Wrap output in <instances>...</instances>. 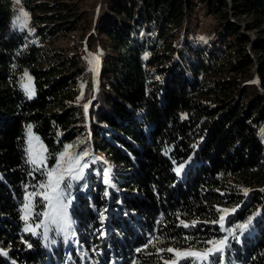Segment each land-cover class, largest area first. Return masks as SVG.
<instances>
[{
  "label": "trees",
  "instance_id": "1",
  "mask_svg": "<svg viewBox=\"0 0 264 264\" xmlns=\"http://www.w3.org/2000/svg\"><path fill=\"white\" fill-rule=\"evenodd\" d=\"M15 2L0 0V250L7 253L0 264H163L172 255L156 254L157 248L198 250L222 236L211 223L217 208L236 209L226 227L261 213L233 242L226 264H264V0H230V7L227 0H105L95 29L106 41V66L96 76L87 113L75 79L88 64L83 49L69 58L42 49L60 28L74 26L73 6L20 0L34 23L20 28ZM194 12L216 17L211 41L175 48L171 32L195 19ZM239 16L250 18L243 28ZM90 43L88 36L87 48ZM25 71L31 99L21 87ZM83 77L88 95L92 78L88 71ZM27 125L48 149L49 167L71 144L74 153L100 154L94 163L86 158L88 171L110 167L111 184L121 191L80 195L82 208L72 213L78 246L44 248L40 239L20 234L24 185L36 183L25 163ZM185 161L178 177L174 168ZM89 205H106L103 223ZM177 213L201 223L177 227ZM90 219H97V230L85 237L79 229ZM186 235L192 239L185 241ZM149 240L155 247L144 249Z\"/></svg>",
  "mask_w": 264,
  "mask_h": 264
},
{
  "label": "snow or ice",
  "instance_id": "2",
  "mask_svg": "<svg viewBox=\"0 0 264 264\" xmlns=\"http://www.w3.org/2000/svg\"><path fill=\"white\" fill-rule=\"evenodd\" d=\"M17 3L20 0H16ZM28 13L21 8L19 16L17 17V24L20 28H24L27 25ZM90 63L93 65V71H95L96 65L98 64L97 57H92ZM22 79H27L31 81V77L25 71L24 77ZM25 94L28 95L29 99L34 95V88L30 83L21 85ZM85 112L87 113V105H85ZM26 141H25V163L29 166L28 175L31 179L36 180L35 184L24 185V196L22 206L20 208V219L24 222L23 232L30 233L33 236L40 235L38 230H42V235L45 243V247L49 246V243H55V241L49 240V232L55 229L58 233L64 234V243L67 244L69 240L74 243H78L75 240L76 231L73 228V221L70 217L69 208L74 202V195L72 189L74 187V182L79 183L85 181L81 191L88 188L86 182V170L89 168V163L87 162V157L89 153L87 151H82L80 153H74L71 151L73 145L66 144L62 152L58 153L55 157V164L51 167L48 165V149L40 141V138L36 136L32 131V125H27L25 130ZM191 160V157L188 158ZM179 163L174 171L179 177L185 168V164ZM173 164L176 165V160H173ZM36 174H39L42 179L37 180ZM104 183L107 187H114L111 184V179L109 171L104 173ZM29 188L32 190L29 191ZM243 195L246 197L248 195V190L243 189ZM105 196L109 193L107 189L104 192ZM39 197V200H37ZM42 205V210L37 211V206ZM218 213H220L217 220H212L211 223L218 225L222 233H225L221 238L209 239L203 241L205 247L194 250L195 245L188 247L186 250L174 249L168 247L167 249H156V254L161 252L174 253L176 260L169 257L165 260V264H178V261L182 258H191L192 264H225V251L229 248V241L235 240L240 242L241 237L250 230L253 225L255 217L259 216L261 213L259 211L255 212L253 216H249L244 222L236 223L235 225L226 227L227 218L234 214L236 209L228 208H217ZM36 218H39L38 220ZM100 222L103 223L106 219L105 212L99 213ZM177 219L179 223L177 227H183L185 229L189 227H196L197 224L201 223L199 220H193L190 223L185 222L180 219V214L177 213ZM159 223V221H158ZM208 223V221H205ZM105 232L100 230L99 236L103 238ZM159 240V237H156ZM192 237L185 236V241H190ZM25 243H28L25 241ZM196 243H201L197 241ZM149 245L155 247L152 241L149 240L143 248L147 249ZM28 247L31 244L28 243ZM95 252V248H93ZM138 252L142 249H137ZM0 254L7 255L6 252L0 250ZM88 253L82 252V258L87 257ZM132 264H138L137 261H133Z\"/></svg>",
  "mask_w": 264,
  "mask_h": 264
},
{
  "label": "rangeland",
  "instance_id": "3",
  "mask_svg": "<svg viewBox=\"0 0 264 264\" xmlns=\"http://www.w3.org/2000/svg\"><path fill=\"white\" fill-rule=\"evenodd\" d=\"M104 1L105 0H68L67 3H69V5L73 6L72 10H73L74 15L78 16L76 23L74 24V26H72V28H69V29H66V27H69V26H65L63 28H60L58 34L54 38L46 39L42 43V49L45 52H47V51L48 52H56V53H59V54L65 56L66 58H69L72 55L79 53L81 48L83 49L84 55L86 57L88 64L86 66L85 71L83 73H81L79 76H77L75 79L77 80L79 102L83 103L84 106L89 105L91 98H92V95H93V92L97 88L96 76H97L98 72L101 69L105 68V66H106L104 59L102 57L103 51L101 50L102 49L101 45L105 41V38L103 35H99L95 29V24H96L97 19L100 15V10L103 9L102 5H103ZM15 3H16V15L14 17V24H15V26L19 27L17 24V17L19 16L20 9L23 7L17 2H15ZM23 9L29 14L28 18H27V25H26V27H24V28H28L32 24H34L33 19H32V15L30 14V12L27 9H25V8H23ZM194 13L196 15L195 19L187 21L186 24L182 23L178 29L171 32L172 35H171L170 41L172 42V44L174 45L175 48H179L180 45L184 42H187L191 45L200 46V45H206L207 43H209L211 41L212 37H211V35L208 34V31L211 30L213 28L212 26H214L216 24V17L207 16L205 14L203 15V13H198V12H194ZM197 16H198V18H197ZM249 19L250 18L246 17V16H239L237 18V21H239V24L243 28L244 27L243 24ZM247 35H249L251 38H255V36L252 33H247ZM88 36H91V43L89 44V46L87 48L85 41H86V38ZM247 48L249 49V45L247 46ZM105 53H107L108 56H112V57L114 56L113 52H111L110 50L105 51ZM92 57H97V59H98V64L96 65L95 71L92 70L93 65L90 63V60ZM87 71L89 72L90 77L92 78V83L90 86L91 93H89L88 95H84L86 82L84 80L85 77H83V75L85 73H87ZM251 73H252V76L254 78V83L258 84V82H259L258 76L256 75L254 67L251 69ZM246 77L247 76H244V77L241 76L242 81H244L246 79ZM28 83H29V81L27 79H25V84H28ZM259 130H260L261 136L263 138V142H264V126L262 125ZM72 149H71V151H72ZM89 155H91V157L93 158L92 160L89 161L90 163H94V160H96V159H102L100 154L95 156L94 153H90ZM54 164H55V162H54ZM106 170L109 171V173H110L111 169H110V167L106 168L104 166L101 174L99 172H97L96 169H94L93 172H89L88 169L86 170L85 179H86V182L88 184L89 189L87 188V189L81 191V188H82L85 181H81L79 183L74 182V187L72 189V192H73L75 199H74L72 206L69 208V213H70V217H71L72 221L74 222L73 228L76 231V237H75L76 241H78L77 228L79 227V225L76 224V221L78 218L75 217V219H74L72 213H77L82 208V207H80V204H78V202H79L78 198H80V199L82 198V197H80V195L86 194L87 190H91L92 192H94L93 194H96L97 197L100 198V196L104 194L106 189H107L108 193H110V192L121 193V191L119 189H117L115 187H107L105 185L104 173ZM109 175H111V174H109ZM36 176H37L38 180L42 179V177H40L39 174H36ZM101 181H102V183H104L103 187L100 186ZM37 200H39V197H37ZM84 206L85 205H83V207ZM89 206L91 207V209L94 213L93 217H95V216L99 217L100 212L107 211L106 205L103 207V209H100V210H97L96 207L93 205L92 206L89 205ZM41 210H42V205H38L37 211H41ZM36 219L38 220L39 218H36ZM96 221H97V219L96 220L90 219L89 222L86 223V225L84 223V225H82L79 229V231L82 232V235H84L85 237H87L88 235L92 236L94 234V232L97 230L96 226H95V228L92 226L93 223H96ZM21 222H22V224H21L20 234L21 235H29L32 239H40L41 244L45 248L44 245L47 242L44 241V239H43L42 230H38V232H40L41 234L37 235V236H33L30 233H25V232H23L24 222L22 220H21ZM81 222H84V221L81 220ZM98 223L99 222H97V224ZM219 232H221L220 229H219ZM224 234L225 233H223L222 236ZM221 237H219V238H221ZM49 240L55 241V243H49V246L54 247V248L56 247V244H58L59 242H62V244H64V245H67L69 243H72V245H74V246L79 245V243H74L72 240H69V242L67 244H65L64 243V234L58 233L57 231H55L54 228L52 231L49 232ZM233 242H236V241L230 239V241H229L230 246L225 251V254H224L225 255V264H226V259H227L226 255L228 253L234 252ZM93 248H96L95 250H97V251L99 249V248L93 246L90 248V251H92ZM95 252L92 251V253H95ZM168 254H171L172 259L176 260L174 253H168ZM231 258H234V257H231ZM181 260H186L189 264H192L191 258H182L178 261V264L181 262ZM163 264H165V261L163 262ZM233 264H238V263L233 262Z\"/></svg>",
  "mask_w": 264,
  "mask_h": 264
},
{
  "label": "water",
  "instance_id": "4",
  "mask_svg": "<svg viewBox=\"0 0 264 264\" xmlns=\"http://www.w3.org/2000/svg\"><path fill=\"white\" fill-rule=\"evenodd\" d=\"M227 2H228V5H229V7H230V0H227ZM250 46V45H249Z\"/></svg>",
  "mask_w": 264,
  "mask_h": 264
}]
</instances>
